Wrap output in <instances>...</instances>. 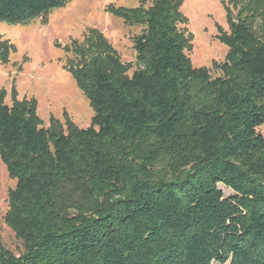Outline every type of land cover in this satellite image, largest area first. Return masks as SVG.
I'll list each match as a JSON object with an SVG mask.
<instances>
[{
    "label": "trees",
    "instance_id": "1",
    "mask_svg": "<svg viewBox=\"0 0 264 264\" xmlns=\"http://www.w3.org/2000/svg\"><path fill=\"white\" fill-rule=\"evenodd\" d=\"M71 1L0 0V22L25 24ZM147 1L111 7L142 26L131 76L112 79L82 49L88 61L71 64L94 110L87 128H45L35 101L9 105L0 92V156L17 179L10 215L25 245L17 256L0 242V264H264L258 16L237 0L213 77L184 52L180 0ZM10 49L0 37L3 63Z\"/></svg>",
    "mask_w": 264,
    "mask_h": 264
},
{
    "label": "rangeland",
    "instance_id": "2",
    "mask_svg": "<svg viewBox=\"0 0 264 264\" xmlns=\"http://www.w3.org/2000/svg\"><path fill=\"white\" fill-rule=\"evenodd\" d=\"M250 2L248 11L258 16L256 36L263 42L264 0ZM151 4V0L145 2L146 6ZM138 6L140 0H72L25 24L0 22V37L11 46L8 61H0V92L5 103L35 101L43 127L58 132L68 133L70 125L87 128L94 110L71 64L78 67L88 61L79 52L82 49L84 54L101 57L112 79L131 76L139 67L134 40L142 26L127 23L113 14L111 7ZM238 8L237 0H180L182 18L176 26L188 40L184 52L193 66L206 68L213 77L221 75L217 66L226 60L229 51L222 35L230 32V19L237 16ZM112 55L116 64L107 58ZM259 130L264 135V123ZM16 186L17 179L0 156V242L19 256L25 252V245L10 215Z\"/></svg>",
    "mask_w": 264,
    "mask_h": 264
}]
</instances>
